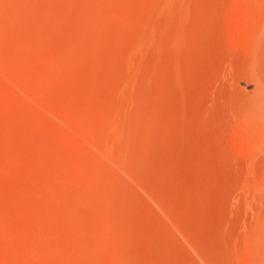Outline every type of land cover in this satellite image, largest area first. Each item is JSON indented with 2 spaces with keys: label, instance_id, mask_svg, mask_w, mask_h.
Segmentation results:
<instances>
[{
  "label": "rangeland",
  "instance_id": "374dc122",
  "mask_svg": "<svg viewBox=\"0 0 264 264\" xmlns=\"http://www.w3.org/2000/svg\"><path fill=\"white\" fill-rule=\"evenodd\" d=\"M217 1L0 0V264H264L248 1L220 38Z\"/></svg>",
  "mask_w": 264,
  "mask_h": 264
},
{
  "label": "bare ground",
  "instance_id": "6f19581e",
  "mask_svg": "<svg viewBox=\"0 0 264 264\" xmlns=\"http://www.w3.org/2000/svg\"><path fill=\"white\" fill-rule=\"evenodd\" d=\"M249 36L241 76L231 80V114L233 156L245 157L256 132L264 139V0H247ZM218 38L230 30L236 20L230 0L214 8ZM243 83L246 87H240ZM248 88H251L250 90Z\"/></svg>",
  "mask_w": 264,
  "mask_h": 264
}]
</instances>
